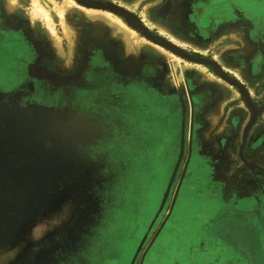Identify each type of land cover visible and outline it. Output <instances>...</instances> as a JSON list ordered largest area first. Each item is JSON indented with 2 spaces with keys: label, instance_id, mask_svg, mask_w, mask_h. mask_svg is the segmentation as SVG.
<instances>
[{
  "label": "rangeland",
  "instance_id": "obj_1",
  "mask_svg": "<svg viewBox=\"0 0 264 264\" xmlns=\"http://www.w3.org/2000/svg\"><path fill=\"white\" fill-rule=\"evenodd\" d=\"M85 1L223 74L122 14L100 10L129 43L103 14L61 19L67 0H37L50 22L16 0L0 19V264H264V0Z\"/></svg>",
  "mask_w": 264,
  "mask_h": 264
},
{
  "label": "bare ground",
  "instance_id": "obj_2",
  "mask_svg": "<svg viewBox=\"0 0 264 264\" xmlns=\"http://www.w3.org/2000/svg\"><path fill=\"white\" fill-rule=\"evenodd\" d=\"M68 2H67V4H65V6H63V7H57V14H58V16L62 19V17H63V15H64V13L69 9V8H79V9H81L82 10V12L89 18V20H95V19H97L100 15H104L105 16V18H104V21L105 22H108V24H110L111 26H115V32L119 35V36H121L124 40H125V42L126 43H129V40H130V37H131V35H130V33H131V31L130 30H128L126 27H124L122 24H119V22H116V21H114L113 23H112V20H110L109 18H108V15L109 14H107V12L106 13H102V12H100V10H92V9H87V8H85V7H83V6H81V5H78V4H76L74 1H72V0H67ZM33 5H34V7H35V9H36V11H38L48 22H50V20H51V18H50V16H49V13L46 11V10H44L43 9V7H41V6H39L38 5V3H37V0H33ZM12 8H13V5H12V3L11 2H9V4H8V9L9 10H12ZM99 13H101V14H99ZM84 15V16H85ZM112 23V24H111ZM64 28H65V34H68V33H70V30H69V28L66 26V25H64ZM50 31V30H49ZM143 40V42H145L146 40H144V39H142ZM56 45V44H55ZM152 46H154L155 48H157L160 52H163L162 51V49L163 48H161V47H158V46H156V45H153V44H151ZM58 48H59V46H57ZM174 60H176V61H179V59L177 58V57H172Z\"/></svg>",
  "mask_w": 264,
  "mask_h": 264
},
{
  "label": "water",
  "instance_id": "obj_3",
  "mask_svg": "<svg viewBox=\"0 0 264 264\" xmlns=\"http://www.w3.org/2000/svg\"><path fill=\"white\" fill-rule=\"evenodd\" d=\"M79 5L85 7V8H88V9H92V10H106V11H111V12H115V13H119V14H122L126 17H128L129 19H131L136 27L141 31V33L152 43L158 45V46H161L163 48H166L168 50H171L175 53H177L178 55H180L181 57L185 58L186 60L190 61V62H193V63H199V64H208L210 66H213L215 67L221 74H223L220 69L215 65L213 64L212 62L210 61H206V60H202V59H199V58H194V57H191L189 56L188 54L184 53L183 51H181L180 49L176 48L175 46L171 45V44H168V43H165L163 41H160L156 38H154L153 36H151L147 30L129 13L127 12L126 10L120 8V7H117V6H114V5H110V4H104V3H90V2H87L85 0H75Z\"/></svg>",
  "mask_w": 264,
  "mask_h": 264
},
{
  "label": "crops",
  "instance_id": "obj_4",
  "mask_svg": "<svg viewBox=\"0 0 264 264\" xmlns=\"http://www.w3.org/2000/svg\"><path fill=\"white\" fill-rule=\"evenodd\" d=\"M1 1H3V0H1ZM33 1V0H32ZM5 3H4V11H3V13H2V15H0V19H2V18H4V16H8V17H11L16 11H17V2H16V0H5L4 1ZM9 2H11L12 3V5H13V8H12V10H9L8 9V4H9ZM0 25L2 26V27H4V22H2V21H0ZM6 25V24H5ZM244 264H247V263H244Z\"/></svg>",
  "mask_w": 264,
  "mask_h": 264
},
{
  "label": "flooded vegetation",
  "instance_id": "obj_5",
  "mask_svg": "<svg viewBox=\"0 0 264 264\" xmlns=\"http://www.w3.org/2000/svg\"><path fill=\"white\" fill-rule=\"evenodd\" d=\"M228 238H232V239H237V238H242V237H240V236H228ZM245 238H247L248 240L249 239H255L256 238V236L255 235H253L252 233L251 234H249V235H245ZM235 240H233V241H229V242H231V243H234V244H236V246H237V249L239 250V246L237 245V242L238 241H235ZM238 252H241V249H240V251H238ZM245 253V252H244ZM247 258H248V264H254V263H256V260H257V258H254V257H248L247 256Z\"/></svg>",
  "mask_w": 264,
  "mask_h": 264
}]
</instances>
